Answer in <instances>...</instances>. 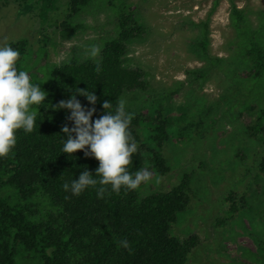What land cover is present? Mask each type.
Listing matches in <instances>:
<instances>
[{
  "label": "rangeland",
  "instance_id": "1",
  "mask_svg": "<svg viewBox=\"0 0 264 264\" xmlns=\"http://www.w3.org/2000/svg\"><path fill=\"white\" fill-rule=\"evenodd\" d=\"M28 2L0 0V45L26 42L21 71L40 88L51 68L72 58L99 62L104 46L118 39L122 15L145 27L142 39L126 43L123 61L124 68L141 73L143 87L120 98L132 119L139 120V170L152 172V180L135 191L141 198L164 195L188 182L183 190L188 205L169 231L180 241L198 238L187 264H264V196L258 177L264 123L254 128L264 109V86L240 89L231 67V62L243 65L236 57L240 38L232 4L255 28L264 0H92L71 18L67 0L45 16L42 0ZM203 37L208 43L200 51L194 45ZM92 46L99 49L96 56ZM161 126L167 138L160 143L154 136ZM153 152L162 155L167 170L152 162ZM229 194L233 201L226 199Z\"/></svg>",
  "mask_w": 264,
  "mask_h": 264
},
{
  "label": "trees",
  "instance_id": "2",
  "mask_svg": "<svg viewBox=\"0 0 264 264\" xmlns=\"http://www.w3.org/2000/svg\"><path fill=\"white\" fill-rule=\"evenodd\" d=\"M19 1L20 5L29 4V0ZM58 1L42 0L43 15L56 10ZM67 1L71 18L92 0ZM231 12L240 38L236 57L243 64L231 62V67L240 78V89L247 87L250 92L259 84L264 86V12L259 13V25L255 28L244 10L232 4ZM65 26L70 32L69 23ZM77 26L83 29L82 25ZM204 26L206 28L207 24ZM118 28V39L104 46L99 62H80L72 58L58 68H51L50 77L41 87L48 94L46 103L54 105L68 99L72 94L70 90H90L98 98L93 116L96 119L103 114L101 104L105 100L115 107L124 91L143 87L141 73L124 68L123 61L126 43L142 39L145 27L135 17L122 15ZM207 43L203 37L194 47L204 51ZM25 44V41L10 44L20 53L18 71L26 58ZM241 71L245 72L244 78L240 76ZM248 92L245 94L249 96ZM76 98L83 106L91 107L83 96ZM30 110L37 111V107L32 106ZM38 112L40 116H37L34 131L25 134L18 130L15 147L8 156L0 158V264H187L198 238L192 236L180 241L170 237L169 231L176 222L175 216L188 205L189 197L183 192L188 182L167 194L145 198L135 190L124 188L119 194L109 190L103 199L97 198L95 188L73 196L63 190V184L78 179L85 168L94 173L98 161L86 158L82 151L71 156L61 153L62 139H66L61 128L73 126L68 120L70 112L44 107ZM262 123L264 109L257 116L254 128ZM138 125L139 120L132 119L129 126L136 143L140 141ZM155 132L154 137L160 143L167 138L163 126ZM262 138L264 143V135ZM152 162L167 170L159 152H153ZM142 163L143 157L137 150L128 171L134 175ZM258 167L264 196V150ZM226 199L233 201L234 196L229 194ZM121 240H127L129 248L120 246Z\"/></svg>",
  "mask_w": 264,
  "mask_h": 264
},
{
  "label": "clouds",
  "instance_id": "3",
  "mask_svg": "<svg viewBox=\"0 0 264 264\" xmlns=\"http://www.w3.org/2000/svg\"><path fill=\"white\" fill-rule=\"evenodd\" d=\"M98 51L96 46L90 48L92 56H96ZM19 56V51L9 44L0 45V158L8 156L15 147L18 130H23L25 134L34 131L37 116H40L39 108L65 110L70 112L68 120L73 126L61 128L66 137L62 139L61 153L71 156L82 151L86 158L98 161L94 173L85 168L78 179L65 182V192L79 196L86 189L95 188L97 198L103 199L109 190L117 194L122 188L137 190L152 180V172L148 168L134 175L128 171L132 155L137 151V143L129 131L133 114L126 110L124 100H120L115 107L105 100L101 104L103 114L96 119L93 116L98 98L90 90H70L72 94L68 99L54 105L46 103L48 94L38 84L31 82L26 71H18ZM96 71H101L99 65ZM77 96H83L91 107L83 106ZM32 106H36L37 111H31ZM119 243L123 248H129L127 240Z\"/></svg>",
  "mask_w": 264,
  "mask_h": 264
}]
</instances>
